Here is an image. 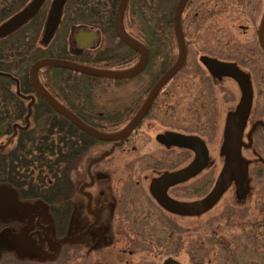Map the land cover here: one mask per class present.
Here are the masks:
<instances>
[{"label":"rangeland","instance_id":"1","mask_svg":"<svg viewBox=\"0 0 264 264\" xmlns=\"http://www.w3.org/2000/svg\"><path fill=\"white\" fill-rule=\"evenodd\" d=\"M100 1V9H98L104 11L105 1ZM177 1L173 0V11ZM49 3L46 4L42 12L48 11ZM216 4H218L219 9L225 11L219 12L217 8L218 12L213 10ZM140 5L139 0H132L129 3L123 25L130 36L143 40L140 34L143 24L133 12H138L139 9L135 7ZM210 10L214 11L210 16L212 20L208 17ZM131 12H133L132 15ZM161 12L158 15L162 17ZM263 12L264 0H190L185 6L182 17L186 19V23L182 28L185 32L184 40L187 42V63L190 60L195 64V70L192 72H199L197 66H201L205 70L203 72L208 73L207 64L213 61L233 67L234 75L214 76L209 74V76L207 75L209 84H206L203 90L199 87V85L201 86L199 76L196 77L195 81L190 80L193 76H183L184 79L188 80V84H194V87L192 84L191 88H194L197 93L196 97L201 99L198 105H204V108L195 111L192 107L186 112L185 105L191 104V102L186 101V98L188 95L191 97L192 94L187 89V92L181 91V95L175 92L177 97L179 96L178 99H180L182 106L181 132L174 131L173 125L170 127L167 125L166 128L145 129L148 135H146L145 140L137 144V153H128L127 150L117 149L111 167L107 166L114 169L115 175L110 188L115 193L123 194V191L128 192L129 189H132L131 183L129 185L127 181V175L125 176L128 167L139 170L138 172L141 174L140 178L135 177L137 175L132 176L131 181L133 184L135 181H140V188L137 190H139V194H145V198L141 197L140 199L142 204L147 201L148 194L152 197L153 186L158 178L164 174H172L188 167L194 160V153L188 149L173 146L167 141V138L182 135L200 140L205 148L206 158L201 171L193 178L173 187L171 196H175L178 202L189 204L203 200L210 193L225 165L227 130L231 117L241 99V90L234 76L236 74L243 76L249 89L264 90V65L261 70L252 71V69H248L249 67L244 60L246 57L255 54L257 58H261L260 61H264L257 44L256 34ZM194 14H197L196 19L189 24L188 21H191ZM144 15L150 17V12L146 10ZM195 23L198 24V30L192 33L191 28ZM155 24L156 22L152 23L154 28L157 27ZM149 25L151 26V24ZM42 28L43 26L40 25L36 31V44L44 46L45 43L40 39ZM245 28L247 32L244 33L243 29ZM29 32L25 35L30 37L32 32ZM157 34L158 38H164L165 42L157 43L160 46L159 49H156L158 48L157 44L151 48L149 65L145 73L134 80L120 84V86H114L113 80L93 78L72 72L49 71L52 77H59L57 84L62 87V93L67 97L63 102L70 101L69 104L74 105L82 117L88 121L92 120L95 124H97V118H95L97 106L103 100V97H100V102H98L97 96L107 94L108 97H115L116 94L117 107L125 108L129 105L128 95L132 91L133 95L138 92L143 93L147 89L148 83L161 73L164 66H168L178 56V48L172 31L167 34L159 32ZM107 37L108 39H104V44L98 49L101 57H107L109 53L121 54L123 57L130 56L127 48L118 45L110 34ZM54 54L56 53L54 52ZM132 55L134 58L128 62L96 59L88 61L90 64L81 63L102 70H126L137 63V56ZM190 66H187L184 71H189ZM39 78L43 82L47 81L41 75ZM204 79L208 83V79L206 80V77ZM178 80H173L165 89H170L169 87L178 83ZM171 89L174 90V86ZM192 93L194 92L192 91ZM192 110L194 113H191ZM170 118L172 117L167 114L166 119ZM210 119L215 120L214 125ZM159 135L161 139L158 138ZM5 139V136L1 137L0 144ZM100 145L97 143L94 148L90 149L84 161L97 160V157L101 156L100 153L103 152L102 149H99L102 147ZM140 158L142 160H139ZM157 158H162V160L157 161ZM110 160L111 158L108 159V161ZM131 162L132 166L130 165ZM83 170L82 168L78 169L79 179L80 183L86 184L89 179L84 176ZM89 173L93 179L97 178V163L92 165ZM73 174L72 177L75 179L76 174ZM118 178L120 180L117 183ZM256 183L260 190H264V185L259 179ZM107 191L109 190L107 189ZM251 191L253 193V189ZM87 192L92 198L91 209L95 211L98 209L101 211V215L103 214L96 230L89 232L85 238L88 244L93 245L97 242V254L79 260L81 254L63 251L58 254L54 261L47 264H168L169 262L177 264H264V191L261 192L260 197L258 196L260 201L254 196L255 193L253 195L251 193L250 196L247 193L246 197L243 198L247 189L232 181L224 194L205 213L177 218L166 211L165 213L158 211L154 214V223L140 224L141 220L133 215L128 222H123L122 226L111 221L112 215L109 212L112 209L114 199H111L108 194L103 197L105 200L99 198L97 196V183ZM12 194L15 197L16 206L11 216L25 219L26 225L23 226L20 233L21 238L25 239L28 233L35 229L33 221L36 219V210L43 215V218H39L40 221L42 219L45 225L49 224L45 206L35 202L28 203L23 208L15 194L13 192ZM76 204L77 213L71 230L73 237L80 235L94 221L93 216L85 213V198L76 199ZM29 209V213L26 214ZM9 237L12 235L8 230L0 231V238ZM7 246L15 250L19 257L26 255L27 258L33 260H44L47 257L46 246L40 244L36 239L26 245L10 244ZM10 258L7 255L0 264H10Z\"/></svg>","mask_w":264,"mask_h":264},{"label":"trees","instance_id":"2","mask_svg":"<svg viewBox=\"0 0 264 264\" xmlns=\"http://www.w3.org/2000/svg\"><path fill=\"white\" fill-rule=\"evenodd\" d=\"M104 1L105 10L100 11L106 12L102 17L103 25H107L108 30H111L113 15L119 0ZM131 1L129 0V3ZM28 2L29 0H0V24L23 9ZM139 2L141 5L135 7L139 9L138 12H133L143 24L140 30L143 40L132 36L130 38L141 46L147 45L146 48L151 52V48L160 42L157 32L165 34L163 30L161 31V26L163 24L171 26L173 0H139ZM95 7H97V0H68L64 12H82L76 15L83 16L84 12H97ZM146 10L150 12V17L143 16ZM159 12L162 13V17L158 15ZM154 22H156L155 26L157 25L155 28L152 26ZM36 31L29 25L0 39V73L16 79L22 93H27L30 89L28 72L31 65L44 56L43 51L36 45ZM28 32H32V36L25 35ZM149 60L150 58L144 72L147 70ZM44 87L49 86L45 83ZM13 90V82L7 77L0 76V138L9 135L12 124L25 115L24 103L14 95ZM44 105L47 107L46 104ZM73 114L87 124L84 118L75 112ZM92 128L97 130V127ZM96 145V140L47 107V110L42 112L33 111L29 129L17 134L14 145L0 150V188L13 192L23 208L28 203H41L45 206L46 215L49 218V224L45 225L42 219L41 221L39 219L43 218V215L36 210V219L33 221L35 229L23 239L20 233L26 225L25 219L0 215V231L6 229L12 235L9 238H0V262L7 255L11 257L10 264H47L54 261L63 251L81 254L79 260L97 254V242L91 245L85 240L87 234L96 230L97 226V211L91 209L92 198L87 192L97 183V178L93 179L89 173L90 168L97 161L89 168L86 166L92 161H84L90 149ZM79 168L84 169L83 173L89 179L88 183H80ZM72 174H76L75 179ZM79 198L86 199L85 213L93 216L94 221L80 235L73 237L71 230L77 213L76 199ZM30 209L26 211V214ZM49 233L50 236H48ZM33 239L46 246L47 257L44 260H33L26 255L19 257L15 250L7 246L26 245Z\"/></svg>","mask_w":264,"mask_h":264},{"label":"flooded vegetation","instance_id":"3","mask_svg":"<svg viewBox=\"0 0 264 264\" xmlns=\"http://www.w3.org/2000/svg\"><path fill=\"white\" fill-rule=\"evenodd\" d=\"M97 1H98L97 2V12H84L83 16H77L76 15L77 13H82V12H77V13L76 12H64V7H65L66 3L68 2V0H66L63 7H62L61 12H60L58 23L56 25V28H55L53 34L51 35V37L49 39H44L43 38V32H44L46 20L48 17L50 5L52 2V0H45L44 3L42 4V6L40 7V9L38 10V12L31 19H29L26 23H24L19 29L16 30V31H18L25 26L28 27L29 25H31L32 28H35L36 30H38L40 28V25L43 26L40 39H41V41H43V43H45V45L44 46H41L42 44H38V45L36 44V45L38 48H40L43 51L44 56L35 60L33 63H35L36 61L41 60V59H57V60H62V61H67V62H72L75 64L83 65L86 67L96 68L95 66H92V65L91 66L84 65L81 62H85V63L90 64V62H88V61H94L96 59L97 60H104V59H107V60H124L125 62H128L129 60L134 58L132 54H135L137 56V59L139 60V55L137 53H135L134 51H132L131 49H129L128 47H126L123 43H121L114 33V19H115V15H116V10H115V13H114L113 19H112L111 30L110 29L108 30L107 25L106 26L103 25L104 20L102 19L103 15H105L106 12H100L99 11L100 0H97ZM48 2H50L49 7H48V11L47 12H39L40 10L41 11L44 10V8H45L46 4H48ZM189 2H190V0H188L186 5ZM127 5H128V3H127ZM127 5H126V7H127ZM216 8L218 9L219 12L225 11L224 9H221V8L219 9L218 4H216V6H215V8H213V10H216ZM116 9H117V7H116ZM125 12H126V8L124 10L121 25H122L123 32L126 34L127 37L130 38L131 36H129V34L126 32L124 25H123ZM212 12H214V11L210 10L208 12L209 13L208 17L211 20H212V17H210V16H211ZM173 14H174V11H173ZM182 14H183V11H182ZM182 14H181V19H180V27H181V31L183 34V38L185 39V37H184L185 32L183 31L182 27H183L184 23H186L185 22L186 19L182 17ZM196 16H197V14H194V17L191 18V21H188L189 24L192 23V20L196 19ZM262 17H263V15H262ZM262 17H261V20H262ZM261 20L259 22V26H260ZM259 26H258V28H259ZM169 28H170V30H169ZM162 30L165 33L168 31L171 32V30H172V33H173V16H172L171 26H169L167 24H163L161 26V31ZM191 30H192L191 31L192 33H195V30H198V24H196V23L193 24V28H191ZM80 31H82V32H95L97 34V38L87 48H79L77 46V42H76L77 40L75 39V37H76V34H78ZM15 32H13V33H15ZM243 32L244 33L247 32V29L246 28L243 29ZM257 32H258V30H257ZM257 32H256V34H257ZM108 34H110V36L115 39V41L118 43V45H122L125 48H127L129 50V53H130L128 55H130V56L123 57L121 54L109 53V55L107 57H101L100 56V50H98V49L100 48V46L102 44H104V42H105L104 39H108V37H107ZM10 35H8V36H10ZM8 36H6V37H8ZM6 37H4V38H6ZM162 37H164V36H162ZM1 39H3V38H1ZM164 42H165L164 38H162V39L160 38L159 44L164 43ZM184 44H185V58H184V61L181 65L180 69L177 71V73L171 79H169L161 87V89L159 90V92L155 96V98L153 99V101H152L151 105L149 106L148 110L146 111V113L138 121V123L136 124L134 129L127 135V137L124 138L121 143L97 141V143H100L101 144L100 146H102L99 149H102V151H103L100 153L101 156L97 157V196L99 198L105 200L103 197L108 194V196L111 199H114L113 206H112V209L110 210L109 214L112 215L111 221H113V223L114 222L118 223L119 226H122L123 222L124 223L128 222L129 219L131 217H133V215L134 216L136 215V218L141 220L139 222L140 224L154 223V221H155L154 214H156L158 211H160V212L163 211L165 213L166 210L162 206H160L159 203L157 202V200L155 199V196L153 194V190H152V197L149 196V194H148L147 201H144L143 204L140 202L141 197L145 198V196H144L145 194L144 195L139 194V190H137L140 188L139 187L140 181H135L134 184L131 181V179L133 178L132 176L137 175L135 177H137V178L141 177L140 172H138L139 170H134L133 167H131V168L128 167V169L126 170L127 173L125 174V176L127 175V178H128L127 181L129 183V185L131 183V186H132L131 190L129 189L128 192L123 191V194H121L119 192L115 193L114 190L110 188V186L113 183V177H114L115 173H114V169L108 168L107 166L108 165L110 166L111 163L114 161L115 156L117 154V149H122V151L127 150L128 153H137L138 152L137 144H139L143 140H145L146 135H148V132L146 133L145 129H154V127L166 128L167 125L169 127L171 125H173L172 128H175L174 131L181 132L180 128H181V124L183 123L181 121V107L182 106L180 105V103H181L180 99H178L179 96L177 97L175 92H178L179 95H181L182 92L183 93L187 92L186 91V89H187L192 94L191 97H189V95H188L186 98V101L191 102L190 105L184 104L187 108L186 112L188 110H191L192 107H193V110H195V111H197L198 109L204 108V105H201V106L198 105V103L201 101V99L196 97L197 93L195 92L194 88L193 89L191 88L193 83L188 84V80L184 79L183 76H187V75L190 77L193 76V78L190 79L192 81H195L196 77L199 76L200 79L199 78L198 79L201 82V86L199 85V87H201V89L203 90L204 87L206 86V84H209V78H207V75L208 76H209V74L214 75V76L227 75V74H213L209 71V69H208V73L207 72L205 73V72H203V71H205L204 68H202L201 66H197V69L199 72H192L195 70V64L190 60H189V63H187L188 62V58H187V54H186L187 42H185V40H184ZM257 44H258V42H257ZM142 46L145 48V50L147 52V63H148L149 51L146 48L147 45H146V47L144 45H142ZM159 47L160 46L158 45V49H159ZM258 47H259V45H258ZM204 49L206 50V48H204ZM259 49H260V47H259ZM260 51H261V56L264 57V52L261 49H260ZM54 52L56 54H54ZM109 52H112V51H109ZM176 59H177V57L174 58L173 61H171V63L168 64V66H166V67L164 66L161 73L159 75L155 76L152 79V81L150 83H148V87L146 90L143 91V93L138 92L137 94L133 95L132 94L133 91H132L131 94L128 95L129 105H127L125 108L117 107V104H116L117 95L116 94H115V97H108L107 94H104L102 96H97L98 102H100V97H103L102 102H100L97 106V116H95V118H97V124L92 122V120L88 121L87 119L82 117V115L76 111L75 106L69 104L70 101H67L66 103L63 102V100L67 97H65L63 95L62 87H60L57 84V82L59 81V77L54 76L55 77L54 78L49 73V71H51V70H61V71H63V73L64 72L71 73L70 71L58 69V68L44 67V68H41L38 70L36 77H37V81H38L39 85L41 86V88L49 96H51L59 105H61L62 107H64L68 111H70L71 113L75 112L80 117L84 118L87 121L88 126L97 127V131L100 133L116 134V133H119L120 131H122L133 120V118L136 116V114L141 109V107H142L143 103L145 102V100L147 99L152 87L155 85V83L157 82L159 77L175 63ZM138 60H137V63H138ZM244 60L249 67L248 69L249 70L252 69V71H254V70L257 71L258 69L261 70V67L264 65V61L263 60L260 61L261 58H257V56H255V54L253 56L246 57ZM259 62H261V63H259ZM147 63H146V66H147ZM134 66H132L131 68H133ZM146 66L143 69V71L140 74H138L137 76H135L134 78H131L128 80H122V81H114L113 80V82L115 83L114 86H120V84H124L125 82H129L131 80L138 78L139 76H142L145 73L144 70L146 69ZM187 66H190L189 67L190 70L185 72L184 70L187 69ZM207 68H208V64H207ZM74 74H77V73H74ZM39 75H41V77H44L45 79L44 78H42V79L47 80V81L43 82L39 78ZM78 75H80V74H78ZM233 75H234V73L232 75H227V76H233ZM235 76H241V75L236 74ZM235 76H234V79H235ZM204 77H206V80L208 79V83H207V81H205ZM173 80H178V83H175V85H173L174 90L171 89V87H173L172 85L169 87L170 89L166 90L165 89L166 86H168ZM45 83L48 84L49 87L51 86L50 87L51 89H48L49 87L48 88L44 87ZM189 87H190V89H189ZM193 87H194V84H193ZM191 90L194 93H192ZM248 92H249V108H248L247 114L245 116V119L243 121L242 129H241V133H240V137H239V142H240L239 160L243 164V169H244L243 170L244 171L243 184L239 185V186L247 189V192H246V194L243 195V198L246 197L247 193L250 196V194L252 193L251 189H253L252 195L255 193L254 196L257 197L258 201H260L259 200L260 194L264 190H260L259 186L256 185L257 184L256 182L259 179L261 181V184L264 185V90H262V89L259 90V89L253 88V89H249ZM13 93L18 99H20L24 103L26 111H25V115L23 116V118L21 120L18 119L17 121H15L12 124L11 133L9 135L5 136L6 139L4 140L3 143L0 144V146H2L7 141V139L12 135L14 126H16V125L19 127L25 126L24 118H25L26 113H27V104L29 103V100H24L15 93V84H14ZM19 93L23 96H29V97L32 96L34 99L33 105L31 106V113H30V116L28 119V126L24 130L16 129V134L11 139L10 143L6 147H4L0 150H5L8 147H11L12 145H14L16 143L17 134L19 132H25L29 129V127L31 126V116H32L33 111L42 112V111L47 110V107L50 108L52 111H54L43 99L38 97L33 92L31 87L27 93H22L20 91V89H19ZM111 93H113V92H111ZM60 94H62V96H60ZM241 100H242V91H241V99H240L239 105L241 103ZM44 104H46L47 107ZM239 105L237 106L235 113L231 117V120H230V123L228 126V130H227V136H226L227 156L229 153V148H228L229 127H230V124L232 122L233 117L235 116V114L237 112ZM193 110L191 111V113L192 112L194 113ZM227 113L228 112H226V114ZM167 114H169L172 118L166 119ZM212 119H210V120H212ZM212 124L213 125L215 124V120H212ZM173 137H175V136H173ZM173 137L167 138L168 143L173 145V146L179 147V148H184V147L174 145L173 143H171L170 139H172ZM182 137H186V135H182ZM158 138L161 139V136L159 135ZM187 138H192V137H187ZM195 139H197V138H195ZM185 149H187V148H185ZM188 150H190V149H188ZM190 151H192V150H190ZM227 156H226V159H227ZM109 158H111L110 161H108ZM194 158H195V154H194ZM139 160H142V158H140ZM139 160H137V161H139ZM160 160H162V158H157V161H160ZM139 162H141V161H139ZM130 165L131 166L133 165L132 162ZM174 173H176V172H174ZM165 175H170V174H164L162 176H165ZM193 177H191V178H193ZM191 178H189V179H191ZM189 179H187V180H189ZM119 180H120V178H118V180L116 182L118 183ZM136 180H138V179H136ZM187 180H185V181H187ZM232 181L236 182L234 179H232L230 181V183ZM120 182H122V181H120ZM180 183H182V182H180ZM180 183L175 184L173 186H170L166 190L165 195L167 196L168 199H170L174 202H178V201H176L175 196H171V192H172L171 189L173 187H175L176 185H179ZM153 188H154V186H153ZM213 188H212V190H213ZM2 189H4V188H2ZM107 189L109 191H107ZM226 189H225V191H226ZM211 191H210V193H211ZM224 192L221 194V196L224 194ZM108 196H107V198H108ZM200 201H197V202H200ZM197 202H194V203H197ZM178 203H182V202H178ZM184 204H188V203H184ZM189 204H193V203H189ZM212 207L213 206H211L210 208H212ZM208 210H206V211H208ZM259 210L261 211V209H259ZM166 212L169 214H173V213L168 212V211H166ZM205 212H203V213H205ZM102 215H101V211L97 209V224L100 223V221L102 219ZM173 215L176 216L177 218L182 217V215H178V214H173ZM255 217H254V219H256ZM133 221H135V220H133Z\"/></svg>","mask_w":264,"mask_h":264},{"label":"water","instance_id":"4","mask_svg":"<svg viewBox=\"0 0 264 264\" xmlns=\"http://www.w3.org/2000/svg\"><path fill=\"white\" fill-rule=\"evenodd\" d=\"M45 0H30V2L17 14L13 15L11 18L6 20L0 25V39L4 38L17 29H19L24 23L31 19L40 9ZM66 0H52L48 17L46 20L43 38L49 39L53 34L60 12ZM129 0H120L116 9V15L114 19V33L118 40L123 43L126 47L134 51L139 55L138 63L128 70L122 71H110L95 69L91 67H86L83 65L75 64L72 62L57 60V59H41L32 64L28 72V82L33 90V92L43 99L57 114L62 116L64 119L69 121L77 129L93 138L96 141L101 142H115L121 143L124 138L134 129L138 121L143 117V115L148 110L153 99L158 94L161 87L171 79L177 71L180 69L184 58H185V44L183 35L180 27V19L182 11L188 2V0H178L174 9L173 14V33L178 47V56L175 63L166 70L157 80L155 85L152 87L147 99L143 103L141 109L133 118V120L119 133L116 134H104L100 133L92 127L85 124L73 113L59 105L51 96H49L39 85L37 81L36 74L39 69L44 67L58 68L63 70H68L73 73L80 75H85L93 78L108 79L114 81H122L134 78L140 74L146 66L147 63V52L140 44L133 41L131 38L127 37L122 29V17L124 10ZM97 38L95 32H82L80 31L76 34L75 39L77 40V46L79 48H87L91 43H93ZM257 42L260 49L264 52V13L258 28L257 32ZM208 69L213 74H227L232 75L234 69L231 66L219 64L216 62H209ZM0 76L9 78L15 84V93L24 100H29L27 104V113L24 118V127L14 126L12 135L7 139V141L0 146V149L6 147L11 139L16 134V129L24 130L28 126V119L31 113V106L33 105L34 99L32 96H23L19 93L18 82L16 79L12 78L10 75L0 73ZM235 79L242 91V100L237 109L235 116L232 119V122L229 127L228 135V148L229 153L224 165V168L221 172L219 179L217 180L211 193L205 197L203 200L193 204H184L174 202L167 198L165 195L166 190L175 184L183 182L200 172L205 163L206 152L203 144L195 138H187L182 136H175L170 139V142L174 145H178L187 149H190L194 152L195 158L194 161L185 169L160 177L154 184L153 194L155 199L166 211L173 214H178L182 216H194L199 215L211 206L219 199L221 194L228 187L230 181L234 179L238 185L243 184L244 180V169L243 164L239 160V137L243 125V121L247 114L249 108V88L248 84L242 76H235ZM97 160L89 163L88 168L95 163ZM15 197L12 192L7 191L6 189L0 188V214L2 216H9L15 210ZM168 264H177L175 262H169Z\"/></svg>","mask_w":264,"mask_h":264}]
</instances>
